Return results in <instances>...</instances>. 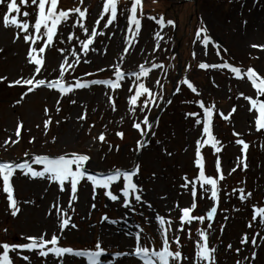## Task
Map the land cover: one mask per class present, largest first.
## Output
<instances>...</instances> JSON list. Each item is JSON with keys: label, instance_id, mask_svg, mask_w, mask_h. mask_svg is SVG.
<instances>
[{"label": "rangeland", "instance_id": "374dc122", "mask_svg": "<svg viewBox=\"0 0 264 264\" xmlns=\"http://www.w3.org/2000/svg\"><path fill=\"white\" fill-rule=\"evenodd\" d=\"M101 2L102 0H84L83 7H87L90 13L85 21L89 28L97 18ZM62 3L61 7L64 10H68L66 7L71 9L81 6L80 0H62ZM142 4L143 16L139 17L141 30L133 38L130 54L125 57L121 67L130 74L138 70L140 64H144L145 67H150L152 63L163 64V69H153L150 72L147 84L153 87L154 91L162 93L164 102H159L160 107H154L149 114L150 120L159 119V125L153 128L156 135L151 138L150 145L142 150L139 159H136V153L132 149L140 137L132 129L131 120L126 114L127 84L115 94L116 111L111 110L105 95L106 92L111 94L110 90L102 85L79 89L65 97L59 96L55 90L39 88L16 104L21 94L26 91V87H9V83L21 75L28 77L34 71V67L26 63L28 45L22 39L13 42L12 37L16 29H5L0 24L2 50L0 76L7 77V81L0 82V160L23 162L28 159L24 156L25 152L55 156L76 151L91 156L88 167L95 171L114 167L130 168L134 163H139L141 171L138 179L145 190L143 198L152 204V208L137 205V211L130 212L119 202L110 201L99 190L93 200L90 183L82 182L78 186L79 199L74 204L75 212L70 213L77 228L66 230L62 243L75 250H93L91 246L99 237L106 248V253L102 257L103 264H142L135 257L116 255L117 252L130 250L132 237L126 236L125 233L139 231L136 225H141L146 233L157 236L156 243L152 246L158 248L160 243L158 233L153 231L156 225L147 223L144 217L151 219L154 212L166 216L175 202L178 201L183 207L191 200L189 194H182L183 190L179 187L182 183L180 177L184 174L189 177L193 175L194 142L202 126H194V119L186 118L185 114L199 111L202 115V110L196 103L200 99L206 106L214 103L217 113L223 112L225 115L236 106L237 111L228 121L222 120L218 114L214 116L213 121L214 134L221 141V145L218 146L222 147V151L218 155L221 157L226 180L221 182V200L212 222L213 232L210 238V243L219 248L217 253L219 264H235L236 259L251 254L250 244L245 246V251L239 257L234 249L240 247L242 233L248 232L250 236L254 234L253 229H248L246 224L251 219L252 206L264 202V131H255L254 125L250 128L248 104L240 97V93L254 96L255 90L250 86L246 76L244 79H237L228 69L204 70L198 68V64L220 63L223 57L224 61L240 67L245 72L251 67L258 74L264 75V49L251 47L252 44L264 45V0H142ZM126 5L128 0H120L121 9ZM4 10L5 7L0 5V14ZM161 16L165 20L163 27L157 22ZM72 19L74 20L75 16ZM169 19L175 21V27L167 25L166 21ZM201 27H205L212 40L220 45V56L216 55V49L211 44L205 49L201 40L196 39V32ZM70 30L69 25L62 26L61 38H66ZM98 30L105 31V36L96 38L94 47L97 51L90 52L86 57L91 63L85 64L82 60L73 73L84 80L114 78L111 65L120 64L118 58L126 46V39L131 36L127 31L126 15L120 13L114 25L108 29ZM74 31L83 38L79 28ZM157 32L162 39L159 40V48L153 52L157 43L155 37ZM202 36L203 33L201 38ZM65 46L57 44V47ZM223 49H227V52H223ZM205 51L207 55L204 54ZM193 52L196 53L195 58L192 56ZM46 56L47 63L40 78L55 79L62 58L55 48L46 50ZM101 68L105 71H97ZM85 73L93 75L89 77ZM185 77L197 87L201 93L200 97H196L186 86H181V92H175V84ZM68 79L71 82V77ZM126 79L131 82L134 77L129 75ZM157 79L161 80L163 89L154 86ZM57 99L61 100L59 113L55 111ZM72 99L76 100L75 104L70 102ZM260 99L264 100V97ZM167 100H171L172 103L167 104ZM45 107L49 109V115L53 120L47 133L43 124L46 119ZM85 111L86 120L78 121L77 117ZM57 120L61 121L59 125L55 123ZM18 121L23 122L22 139L19 144L9 145L5 149L3 147L5 140L9 137L15 139ZM90 125L94 127L89 129ZM116 131L125 132V138L121 140L115 136ZM233 131L242 134L241 137H234ZM101 132H106L107 142L103 144L94 142L92 137ZM32 137H35V141L30 144L29 140ZM53 137L55 143L52 142ZM237 138H243L250 145L246 160L248 167L244 171L237 168L236 172L228 175L229 171L236 167L237 157L242 155V146L235 143ZM157 140L161 141V144L158 145ZM108 144L113 145L111 150ZM117 145L119 151L116 150ZM165 148L172 156L165 154L163 151ZM202 152L206 158L207 173L215 175L216 156L213 155V150L205 146ZM34 167L39 169V166ZM12 182L15 196L21 202L22 213L15 218L11 217L5 195L0 194V241H18L24 234H37L41 230L53 231L56 218L47 215L51 211L50 206L57 196H60L66 206L70 192L59 193L56 184H49L40 179L29 180L22 175L15 177ZM233 188L251 191L254 194L253 198L241 203L239 194L233 192ZM25 200L32 203L24 204ZM93 203L95 208H92ZM211 203L207 199L198 201L197 214L205 211ZM237 208L240 209L239 212L234 211ZM105 215L117 223L110 224L104 221L102 218ZM171 215L175 217L177 213L172 212ZM225 216L228 217L227 221L224 220ZM221 224L226 225L222 234L219 231ZM191 227L195 236V229L206 227V224L194 222ZM4 228L8 229L7 235L3 232ZM254 228L264 234V230L258 226L254 225ZM183 242L187 245L184 251L191 255V243L187 240ZM257 242L261 247L257 249L255 264H264V241L258 239ZM228 243L233 245V250H226ZM23 254L31 257L32 264H45L44 258L27 252ZM11 255L15 264H26L14 254ZM64 259L66 264H87L86 258L82 257L75 258L66 254ZM53 260L50 254L47 264H53Z\"/></svg>", "mask_w": 264, "mask_h": 264}, {"label": "snow or ice", "instance_id": "6c2138e0", "mask_svg": "<svg viewBox=\"0 0 264 264\" xmlns=\"http://www.w3.org/2000/svg\"><path fill=\"white\" fill-rule=\"evenodd\" d=\"M84 0H80V5L68 10H64L60 6L59 0H0V5L5 7V10L0 14V24L5 29L14 28L16 31L13 33V42L23 40L28 45L26 51V63L34 67V71L28 76L21 75L19 78L14 79L9 83V87L21 86L26 87V91L21 94L20 99L16 101L19 104L29 93H33L39 88H46L55 90L59 96L65 97L74 93L79 89H88L90 86L102 85L109 89L111 94L105 93L108 103L112 111H116L115 94L117 90L123 88L125 84L128 85L126 96L127 115L131 120V127L140 137L135 141L132 149L136 153V159L142 150L146 149L150 143L151 138L155 137L156 132L153 131L154 127H158L159 119H149V114L154 107H160L159 102H164V97L161 92L154 91L153 87L147 84L149 74L153 69H163V64L152 63L150 67H145L144 64L138 66V70L132 71L130 74L122 70L125 57L130 54V47L132 46L133 38L141 30V19L143 16L142 0H128V5L124 9L120 8V0H102L100 11L95 19L91 28H89L85 21L90 14L87 7H83ZM139 12V16H138ZM118 13L126 15L127 31L131 36L126 39V46L119 56L120 64L111 65L114 78L100 79L92 78L84 80L82 77H76V67L81 63H91L86 59L90 52H96L94 47L97 37L105 36V31L98 30L108 29L109 26L114 25L118 19ZM75 16L73 20L72 17ZM22 17V18H21ZM155 19V17H149ZM103 22V23H102ZM161 27L164 26L165 20L161 16L157 21ZM167 25L175 27V21L169 19L166 21ZM246 23V22H245ZM64 25L70 26V31L66 38H61L60 29ZM134 26V30H133ZM79 28L83 33V38L77 35L74 31ZM203 36L201 38V34ZM156 46L153 49L155 52L159 48V40L162 39L159 32L155 34ZM111 38V37H109ZM196 39L201 40L205 49L211 44L216 49V55L220 56L221 47L215 43L205 27H201L196 32ZM57 44L66 45L65 47H57ZM78 45V47H77ZM253 48L264 49V45L252 44ZM55 48L60 54L62 61L58 64L57 75L55 79L40 78L43 75L47 63L46 50ZM2 51V50H0ZM106 51V49H105ZM227 52V49H223ZM207 55V52L204 53ZM196 53L193 52L192 56L195 58ZM175 59V57H172ZM220 63L209 64L200 62L198 68L200 69H228L234 78L244 79L246 76L250 86L255 90L254 96H248L240 93V97L247 102V112L251 116L250 128L254 125L255 131H264V75L258 74L256 70L249 67L246 72L240 67L232 66L229 62L224 61L221 57ZM190 67V65L188 66ZM97 71L103 72L105 69L101 68ZM86 76L91 77L92 73H85ZM134 77L129 82L127 76ZM71 77V82L69 81ZM7 81L6 76H0V82ZM155 87L163 89L164 85L160 79L155 81ZM181 86H186L196 97H200L201 93L197 87L188 79H179L175 84V92L182 91ZM239 98V97H238ZM72 104L76 103L75 99L70 101ZM171 104V100L166 101ZM198 108L201 112H187L186 118L192 117L194 119V126H202L198 138L195 140L194 155H193V175L189 177L184 174L180 177L182 183L179 185L183 190L182 194H189L191 197L190 202L181 206L179 202H175L173 207L169 209L165 215H160L154 212L153 217L149 219L144 217L145 221L149 224L155 223L156 227L153 229L158 233L159 247L155 245L157 236L149 235L141 225H136L139 231L126 232V236L132 237V245L127 252H117V256H132L142 264H219L217 253L219 248L217 245L210 243V238L213 232V221L218 212V207L221 200L222 186L221 182L226 180L221 165V157L218 155L222 151L221 141L214 134V116L217 114L224 121H228L231 116L237 111L236 106H233L230 112L225 115L223 112L217 113L216 105L210 103L206 106L205 102L200 99L196 101ZM61 100L55 101V111L60 112L59 105ZM137 113L141 115L138 116ZM44 115L46 119L43 121L45 133L49 126L53 123L49 109L45 107ZM87 113L83 112L77 117L78 121H85ZM142 117V118H141ZM123 120V117L121 118ZM57 125L61 121H55ZM39 127V126H38ZM94 127L90 125L89 129ZM107 126H105L106 128ZM23 122L18 121L15 130V139L9 137L5 140L3 147L7 149L9 145L19 144L22 139ZM115 136L123 140L125 132L116 131ZM242 134L233 131L234 137H241ZM93 141L106 143V132H101L97 136L92 137ZM35 137L29 140L33 143ZM55 143V137L52 138ZM159 145L161 141L157 140ZM237 145H241V156L237 157L236 167H233L228 175L237 171L240 168L242 171L246 170L248 165L247 150L249 143L245 142L243 138L235 139ZM209 146L213 150V155L216 156L215 160V175H210L206 171V158L203 155L202 149ZM113 145L108 144L109 150ZM119 151V145L115 146ZM167 156H172L170 151L163 149ZM28 159L23 162L16 160H0V194H4L7 203V209L11 217L15 218L18 214L22 213L21 202L15 196V188L13 179L17 176H23L29 180L40 179L47 181L49 184H56L59 193L69 191V198L65 206L60 196H57L53 204L50 206L51 211L47 213L48 216L56 218L54 230H41L37 234H24L20 239L11 242L5 240L0 241V264H15V260L11 254H14L19 259L32 264V259L29 255L23 253L35 254L40 258H44L47 264V258L51 254L54 258L53 264H66L64 259L65 255L75 258H86L87 264H103L102 257L106 253V248L103 246V241L97 237L94 244L91 246L93 250H75L71 246H65L62 243L66 230L76 229L77 225L73 221L70 213L75 212L74 204L78 201V186L84 183H90L93 192V200L96 198L97 191L99 190L105 197L112 202H119L120 205L130 212L137 211L136 206H147L152 208V204L144 200V188L139 183V175L141 165L134 163L132 167H114L108 170H90L88 165L91 161V156L87 153L81 152H64L59 155L51 156L47 154H30L24 153ZM35 166H39L37 169ZM155 177V173H153ZM233 192L238 193L241 203L251 200L253 192L247 191L244 188H233ZM166 199V197H161ZM210 200L212 203L200 214H197L198 201ZM24 204L32 203V201L25 200ZM95 208V204H92ZM239 212L240 209H234ZM172 212H176L177 216L173 217ZM143 216V213H141ZM110 224L117 223L116 220L109 219L108 216L102 218ZM224 220L227 221L228 217L225 216ZM205 225L206 227H197L195 229V236H193V223ZM254 225L264 230V202L254 204L252 206V216L250 221L246 224L248 229H253L254 234L251 236L248 232L242 233L239 244L240 247L234 249L236 255L239 257L245 251V246L249 244L252 247L250 256L245 255L242 259H236L235 264H255L257 259V249L261 247L258 244V239L264 241V234L261 230H256ZM225 224L220 225V233L222 234ZM5 235L8 229L4 228ZM187 240L192 245V253L189 255L184 249L187 245L182 240ZM222 243V241H221ZM175 245V248H173ZM226 250H233V245L228 243Z\"/></svg>", "mask_w": 264, "mask_h": 264}, {"label": "bare ground", "instance_id": "6f19581e", "mask_svg": "<svg viewBox=\"0 0 264 264\" xmlns=\"http://www.w3.org/2000/svg\"><path fill=\"white\" fill-rule=\"evenodd\" d=\"M22 264V263H21Z\"/></svg>", "mask_w": 264, "mask_h": 264}]
</instances>
